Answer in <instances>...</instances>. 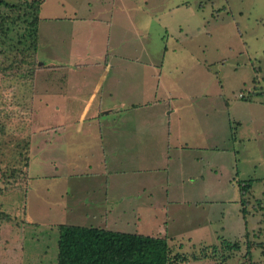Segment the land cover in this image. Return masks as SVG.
<instances>
[{"label": "rangeland", "instance_id": "obj_1", "mask_svg": "<svg viewBox=\"0 0 264 264\" xmlns=\"http://www.w3.org/2000/svg\"><path fill=\"white\" fill-rule=\"evenodd\" d=\"M105 1L108 11L99 14L102 0H43L36 49L27 36V10L0 6V264H56L59 224L160 235L169 264H264V0ZM72 12L98 17L93 23L53 19ZM72 34L83 42L73 50L63 41ZM106 39L126 42L119 53L127 60L117 68L135 87L158 78L159 87L145 94L173 108L171 133L179 123L180 136H194L190 124L196 123L198 143L211 153L171 145V178L201 173L204 179L200 190L192 184L168 195L158 187L165 145L150 147L147 168L137 169L135 157L133 167L109 177L107 192L121 209L103 226L83 217V204L65 207L79 194L103 198L99 143L81 139L83 132L72 140L67 127L50 131L77 123L79 102L70 99L69 112L55 116H46L50 106L40 102L65 100L53 94L64 90L66 73L55 71L51 58L97 55ZM97 71L91 68L89 77ZM87 161L96 170L90 175L82 174ZM248 181L243 218L239 185ZM166 198L163 220L158 202ZM221 238L238 248L230 250Z\"/></svg>", "mask_w": 264, "mask_h": 264}, {"label": "crops", "instance_id": "obj_2", "mask_svg": "<svg viewBox=\"0 0 264 264\" xmlns=\"http://www.w3.org/2000/svg\"><path fill=\"white\" fill-rule=\"evenodd\" d=\"M109 2L111 1L109 0ZM107 3L108 2L105 0H102V4L98 8L99 14L108 11L106 10ZM90 11L93 12L94 10ZM80 15L81 14L72 12V15L55 16L53 19L58 21L88 20L93 23L98 17L95 14ZM92 23H90V25H92ZM107 40L108 39H106V44L103 46V49L100 50L101 52L97 55H90L89 53L82 55V53H75L72 56H57L56 59L51 58V65L54 66V70L58 73H66L64 90H57L53 93L55 96H61L65 100L63 103H58V99L56 98L52 100V102H48L49 100H45V97H41L42 100L40 102L47 107L50 106L46 116H55L60 112L67 114V112H69L68 101L72 99L79 102L80 108L78 109L77 123L67 120L65 121L67 123L64 122L63 124H59L55 130L50 129V131L60 132V129L62 131L63 127H67V131L72 134V136L70 135V139L77 141L76 136H80L79 133L83 132V137H80L81 139L84 138L86 141L94 140L99 143L101 148L99 152L100 160L97 161L99 165L98 168L102 167V170H100V183L101 188H104L103 198L99 201H92L90 198H82L79 194V196L70 198V202L67 201L65 207H67V205L73 207L74 204H83L87 209L83 210V217L93 221L100 220L103 226H106L108 220L111 219L112 211L118 208L121 209L120 199L118 200V197L110 196L107 192L110 186L109 177L112 173H122L125 172L129 166L133 167L135 157H139V163L136 166L137 169H139L140 166L147 168V155L150 152V147L156 146L155 144L159 146L165 145L166 156L165 162L161 168H159L162 174L160 176L161 184L158 175V187L161 186L160 189L168 195L171 190L173 192L175 190L176 192L183 193L192 184L200 186L201 179H204L201 173H188V175L180 177L178 182H175V180L171 178L170 165L173 162L169 163V161L172 160L171 145H176L177 148L181 149L197 147L204 154L208 152L211 153L209 150L210 148L198 143L200 140L196 138V135L200 134V125L196 123H194L195 125L190 124V126L194 128V131L190 129V131L194 132V136H191L188 132L186 138L180 136L179 131L181 129V124L179 123L176 129L177 134L171 133L173 125L170 124V116L174 113L173 108L169 105H162V98H149V95L145 94V92H154L159 87L158 78L152 77L154 82L153 84L151 83L152 85L148 86L149 88L135 87L132 76L127 74L121 76V68H117V65H120V61L124 63L127 60L126 57H122L121 53H119L121 46L126 45V42L121 43V41H116V43H110V41L108 42ZM63 41H65V45L71 50L83 44L82 40H80L78 36H75V34L65 37ZM132 43L133 42L129 45H132ZM149 63L153 67L157 64L154 62ZM91 68H98V71L96 75L89 77L88 72ZM134 92L136 93L133 97ZM139 93L141 95H139ZM206 94L207 93H205V95ZM40 96H45V94ZM138 96L139 98H137ZM35 99H37V95H35ZM254 99L255 97L247 101H252ZM173 115H176V113ZM174 117L175 116H173L172 119H174ZM178 118L180 117L178 116ZM196 127H198L197 132L195 130ZM187 139L190 140V143L187 142ZM51 145L52 139L50 140L49 146ZM50 162L53 163V159H51ZM85 165L82 174H92L95 170L93 164L87 161ZM182 168L184 167L180 165L178 171ZM196 181L197 183H195ZM139 185L141 188L150 187L149 184L144 182ZM149 189L150 188L146 191V194L152 195L153 192ZM197 189L200 190L202 188L200 186V188ZM88 192L89 191L86 190L83 194L89 195ZM62 195L63 193H61L59 197L62 198ZM73 201H75V203ZM72 202L73 205L71 204ZM169 203L170 200L167 198L165 200L161 199L158 202L159 210L164 211L163 220L168 217L167 211ZM87 205L98 206L97 213L95 210L89 209ZM125 211L126 210H123V212ZM136 217L140 219L139 215Z\"/></svg>", "mask_w": 264, "mask_h": 264}, {"label": "trees", "instance_id": "obj_3", "mask_svg": "<svg viewBox=\"0 0 264 264\" xmlns=\"http://www.w3.org/2000/svg\"><path fill=\"white\" fill-rule=\"evenodd\" d=\"M43 0H0V6L9 10H27L30 16L27 36L36 49L38 38L39 10ZM251 100L253 97H248ZM249 181L239 185L242 217L246 216L244 195ZM57 240L58 255L56 264H169L170 251L165 237L140 233L114 232L98 227H81L59 224ZM232 249L237 242L220 239ZM249 249H247V252ZM185 259H182V261Z\"/></svg>", "mask_w": 264, "mask_h": 264}]
</instances>
